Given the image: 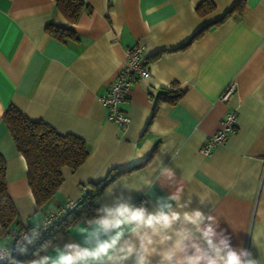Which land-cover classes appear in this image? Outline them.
Segmentation results:
<instances>
[{"label":"crops","instance_id":"obj_1","mask_svg":"<svg viewBox=\"0 0 264 264\" xmlns=\"http://www.w3.org/2000/svg\"><path fill=\"white\" fill-rule=\"evenodd\" d=\"M83 1L90 10L72 23L56 0H0V153L20 224L41 220L47 211L79 198L90 182L105 178L110 180L97 195L98 207L111 201L106 189L121 181L141 187L130 195L149 206L180 187L185 198L207 196L210 204L203 210L219 218L234 246L264 257V0H240L241 14L217 24L239 0H211L214 8L203 15L195 10L201 0ZM48 25L69 28L74 37L63 41L47 32ZM135 44L144 47L149 75L127 90L121 107L129 121L120 128L99 96L121 71L125 50ZM231 82L234 93L220 100ZM167 84L179 92L175 102L159 96ZM10 103L60 133L83 138L88 147L81 166L62 169V183L40 208L25 159L2 120ZM228 110L236 111V128L202 154L205 137L221 127ZM163 167L176 173L175 186L168 188L160 177ZM121 192L129 194L117 186L115 194ZM83 221L53 242L63 244ZM252 235L259 237V249Z\"/></svg>","mask_w":264,"mask_h":264},{"label":"clouds","instance_id":"obj_2","mask_svg":"<svg viewBox=\"0 0 264 264\" xmlns=\"http://www.w3.org/2000/svg\"><path fill=\"white\" fill-rule=\"evenodd\" d=\"M160 177L168 188L176 185L172 169L161 168ZM150 184L143 181L145 187ZM117 186L129 194H115ZM133 191L142 188L123 181L109 186L105 195L110 202L100 203L93 216L76 224L63 244L50 240L42 244L28 264H264L261 254L257 258L250 249L234 246L219 218L203 210L210 204L206 195L185 198L183 189L176 187L149 206L145 201L134 202ZM194 197L199 206H193ZM52 222L37 219L31 228L0 236V261L21 264L12 256L13 246L26 251ZM252 243L259 249L257 235H252Z\"/></svg>","mask_w":264,"mask_h":264},{"label":"trees","instance_id":"obj_3","mask_svg":"<svg viewBox=\"0 0 264 264\" xmlns=\"http://www.w3.org/2000/svg\"><path fill=\"white\" fill-rule=\"evenodd\" d=\"M56 6L65 19L72 23L77 21L82 11L90 10L89 5L83 0H56ZM213 8L214 4L211 0H201L195 6L199 15L211 11ZM242 8L243 1L239 0L214 23L222 22L235 12L241 14ZM203 29H199L197 33ZM47 32L63 41L74 37V32L66 27L48 25ZM170 85V88L164 87L159 96H167L169 102H175L179 92L172 84ZM2 120L10 132L17 151L25 159L27 181L35 203L40 208L49 201L62 183V169L66 167L76 170L87 159V144L83 138L73 133H60L41 119L29 118L12 103L5 107ZM109 180L105 178L98 182H90V189L82 192L79 201L72 210L46 231H41L39 238L33 244L28 245L26 251L17 250L12 253V256L21 264L28 262L34 258V253L46 241H54L69 225L93 216L94 210L98 208L95 203L97 195ZM23 228L7 191L6 162L0 153V236H9L12 231H20ZM4 264H7V261Z\"/></svg>","mask_w":264,"mask_h":264},{"label":"built area","instance_id":"obj_4","mask_svg":"<svg viewBox=\"0 0 264 264\" xmlns=\"http://www.w3.org/2000/svg\"><path fill=\"white\" fill-rule=\"evenodd\" d=\"M143 53L144 47L141 44H135L127 48L125 50V62L121 71L109 83L106 90L99 96L101 103L107 109L108 118L115 122L120 128L125 127L129 121L128 114L121 107V103L125 99L127 90L130 88L133 81L149 75V67L145 62ZM165 87L170 88L171 85L167 84ZM234 90V82L229 83L220 94L219 99L227 101L234 93ZM236 119L237 115L235 110L226 111L221 122V127L214 133L205 137L200 146V152L204 155H208L216 144L223 142L227 134L236 128ZM79 199L80 197L76 199H68L60 207L47 211L41 220L50 219L53 222L46 229L42 228L41 231H46L68 211L72 210ZM32 226V224L24 226L22 230L25 228H31ZM20 231H12L9 236ZM15 251L17 250L13 246L12 253ZM5 262L6 261H0V264H4Z\"/></svg>","mask_w":264,"mask_h":264}]
</instances>
